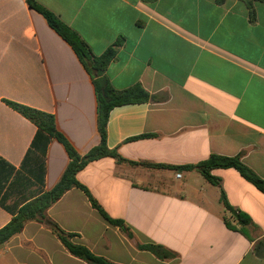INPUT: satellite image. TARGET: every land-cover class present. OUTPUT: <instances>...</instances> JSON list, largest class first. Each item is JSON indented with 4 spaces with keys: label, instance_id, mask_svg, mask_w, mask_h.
Returning <instances> with one entry per match:
<instances>
[{
    "label": "crops",
    "instance_id": "0c3cea01",
    "mask_svg": "<svg viewBox=\"0 0 264 264\" xmlns=\"http://www.w3.org/2000/svg\"><path fill=\"white\" fill-rule=\"evenodd\" d=\"M32 1L76 32L95 56L121 38L107 78L117 90L140 84L154 97L110 111L109 149L126 161L168 166L240 154L264 179V3H253L252 19L246 0ZM4 100L53 115L57 131L80 155L99 144L91 77L27 0H0V228L51 190L69 163L62 144L38 133ZM212 175L234 211L249 216L256 229L232 219L220 188L197 171L111 157L90 162L76 179L132 238L76 188L46 213L74 234V243L114 264H264L254 251L264 241V193L234 169ZM145 244L175 256L160 260L138 248ZM0 264L87 263L30 221L0 246Z\"/></svg>",
    "mask_w": 264,
    "mask_h": 264
},
{
    "label": "trees",
    "instance_id": "16d2710c",
    "mask_svg": "<svg viewBox=\"0 0 264 264\" xmlns=\"http://www.w3.org/2000/svg\"><path fill=\"white\" fill-rule=\"evenodd\" d=\"M223 1L224 0H217L218 3H222ZM255 1L264 3V0H246V5L248 6L252 19L254 15L253 3ZM27 3L31 9L41 14L48 25L72 48L78 60L86 72L90 75L96 98L97 128L100 141L99 144L91 148L88 153L80 155L64 138V136L57 131L53 115L19 103L4 100V103L8 107L32 122L37 127L38 133H44L48 137L53 138L62 144L68 155L69 163L58 182L51 190L43 192L23 204L11 217L10 221L0 228V246L4 245L12 237L21 233L27 222L34 221L48 228L72 256L86 262L87 264H114L103 257L93 254L85 246L74 243L72 241L74 234L65 232L55 221L50 219L46 213L47 210L64 195V193L72 188H76L84 193L92 208H94L102 217H104L109 223L117 226L122 232L126 233L129 238H132V234L125 224L120 220H113L109 218L103 208L91 195L89 190L76 179L77 173L90 162L104 157H111L119 163L126 162L132 165L197 171L210 184L220 188L219 200L224 208L229 212L234 211V209L227 202L225 194L221 190L220 179L212 175L213 170L234 169L244 180L251 183L260 192L264 193V179L259 177L242 161L240 154L235 156L210 154L207 159L195 165L168 166L148 163L138 164L126 161L119 156L116 149H109L106 146V125L110 111L115 107L129 104L147 103L154 100V97L151 96L140 84L132 85L124 90H117L111 85L109 79L107 78L105 74L106 69L116 58L118 49L122 45V39H117L100 56H95L78 34L59 20L52 12L32 0H27ZM148 136L150 135H144L141 137ZM230 217L241 227L251 226L256 229V226L252 223L249 216L243 212L237 211L236 217ZM226 225L228 228L236 230V227L230 225L228 222H226ZM138 248L152 253L160 260L171 259L175 256L172 252L161 245L145 244L138 245ZM254 251L256 254L264 256L263 240L256 243Z\"/></svg>",
    "mask_w": 264,
    "mask_h": 264
},
{
    "label": "water",
    "instance_id": "95a60500",
    "mask_svg": "<svg viewBox=\"0 0 264 264\" xmlns=\"http://www.w3.org/2000/svg\"><path fill=\"white\" fill-rule=\"evenodd\" d=\"M231 215L236 217V212L235 211H232L231 212Z\"/></svg>",
    "mask_w": 264,
    "mask_h": 264
},
{
    "label": "built area",
    "instance_id": "2783aa9c",
    "mask_svg": "<svg viewBox=\"0 0 264 264\" xmlns=\"http://www.w3.org/2000/svg\"><path fill=\"white\" fill-rule=\"evenodd\" d=\"M180 175H177V177H179Z\"/></svg>",
    "mask_w": 264,
    "mask_h": 264
}]
</instances>
